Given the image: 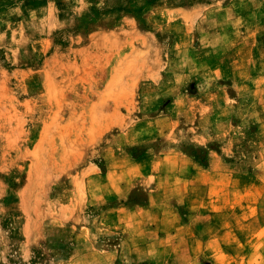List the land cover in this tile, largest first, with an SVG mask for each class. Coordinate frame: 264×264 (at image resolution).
Segmentation results:
<instances>
[{"label":"rangeland","instance_id":"rangeland-1","mask_svg":"<svg viewBox=\"0 0 264 264\" xmlns=\"http://www.w3.org/2000/svg\"><path fill=\"white\" fill-rule=\"evenodd\" d=\"M110 7L0 0V264H264V0Z\"/></svg>","mask_w":264,"mask_h":264},{"label":"crops","instance_id":"crops-1","mask_svg":"<svg viewBox=\"0 0 264 264\" xmlns=\"http://www.w3.org/2000/svg\"><path fill=\"white\" fill-rule=\"evenodd\" d=\"M213 182H216V179L212 180V186L211 189H214ZM164 195L159 194H152L150 196V205L144 207V208H138L137 209V218L138 223L143 225H153L156 226L160 232H166V233H172L173 231L177 230V226H181L183 222L180 220V217L173 211V209H169V215L166 213V210L164 211L163 206L166 205L167 202H173L175 201L172 198H169L168 200L163 198ZM213 197V196H212ZM157 199V200H156ZM159 203L156 205V203ZM165 203V204H161ZM176 214V215H175ZM144 215V217H142ZM140 216V218H139ZM142 218V221L140 222L139 219ZM175 227V228H173ZM145 241V238H141ZM144 248H147L145 246H142Z\"/></svg>","mask_w":264,"mask_h":264},{"label":"trees","instance_id":"trees-1","mask_svg":"<svg viewBox=\"0 0 264 264\" xmlns=\"http://www.w3.org/2000/svg\"><path fill=\"white\" fill-rule=\"evenodd\" d=\"M96 4L103 2L105 5L111 6L112 10H119L127 13H137L140 11L138 3L141 0H91ZM157 0H144L145 4L153 3Z\"/></svg>","mask_w":264,"mask_h":264}]
</instances>
